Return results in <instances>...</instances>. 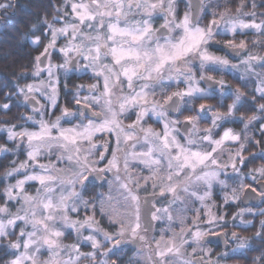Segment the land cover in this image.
<instances>
[{
  "label": "snow or ice",
  "instance_id": "snow-or-ice-1",
  "mask_svg": "<svg viewBox=\"0 0 264 264\" xmlns=\"http://www.w3.org/2000/svg\"><path fill=\"white\" fill-rule=\"evenodd\" d=\"M179 2L51 3L52 20L40 22L50 36H46L43 51L34 57L33 82L16 86V95L23 97L22 104L30 107L31 114L22 113V123L5 120L6 126H0L7 141L15 145H0V154L18 158L23 151L25 157L19 162L11 160L0 176L4 183L0 190V241H6L0 248L9 256L4 264H117L129 243L137 245L140 259L130 257L128 264H223L232 254L252 250V239L264 240V219L254 237L236 231L229 235L223 230L229 224L225 206L248 200L264 203V163L242 171L250 162L264 161V148L244 155L251 144L261 143L249 129L264 120V102H258L264 101V71H257L264 69V53L250 50L246 39L237 42V36L248 33L264 37V18L258 19L264 12L256 11L264 0H240L234 12L229 6L232 0H215L214 8L204 0L196 5L186 0L182 16L178 15ZM249 4L252 10L244 11ZM9 6L0 4V9ZM209 15L212 18L205 24ZM158 20L162 23L156 26ZM218 36L230 38L217 40ZM42 42L39 36L31 40L37 47ZM251 43L253 48H264V40L257 38ZM213 46H220L239 63L217 55L210 50ZM54 56L60 62H54ZM224 71L248 92L207 74ZM73 72H90L94 83L70 88ZM201 83L208 87L201 88ZM61 89L65 96L71 93V107L60 106ZM82 91L88 94L81 95ZM217 95L220 107L227 96L234 97L226 112L214 111L207 103L198 108L194 105L197 99ZM6 99L14 97L6 94ZM13 106L0 103V113L7 114ZM57 107L60 114L51 119ZM246 107L255 112L236 115ZM186 111L197 114L184 115ZM133 112L135 120L125 124L122 117ZM153 117L161 125L159 129L146 126L147 119ZM208 119L210 126L201 128L200 121ZM225 123L243 127L239 131L224 128L218 134ZM259 131L264 136V123ZM99 136L105 139L99 140ZM44 159L48 162H41ZM132 162L149 174L133 175ZM105 173L113 177L107 181V192L85 199L84 193L94 189L95 180L104 179ZM245 177L256 187L244 183ZM10 178L15 182H7ZM216 185L223 193L222 204L213 198ZM29 187H34V193ZM164 200L167 206L157 208L156 203ZM79 205L90 208L92 214L73 218L72 214L79 217ZM97 211L115 231L102 226ZM245 211L264 216V208L255 212L242 209L232 217L235 226H254L251 220L236 221ZM188 212L194 215L188 216ZM165 216L169 227L159 230V238H149L147 233L156 231L153 221ZM172 222L179 223V231L171 228ZM85 231L89 234L84 235ZM72 233L74 242L64 243ZM13 236L15 239H10ZM213 237L222 238L225 245L230 238L235 247L214 254L213 248L205 247ZM81 246L91 250L81 251ZM141 248L147 251L140 254ZM98 255L103 259L97 260ZM110 256L116 259H108ZM253 264H264V250L253 257Z\"/></svg>",
  "mask_w": 264,
  "mask_h": 264
},
{
  "label": "flooded vegetation",
  "instance_id": "flooded-vegetation-1",
  "mask_svg": "<svg viewBox=\"0 0 264 264\" xmlns=\"http://www.w3.org/2000/svg\"><path fill=\"white\" fill-rule=\"evenodd\" d=\"M16 1L17 0H0V4H8V2H13L14 3V6L16 5ZM62 2V0H59V1H56L55 4L59 5L60 3ZM258 2V0H257ZM193 3V2H192ZM204 3L206 4V1L204 0ZM211 4H213V8H214V3L213 2H210ZM259 3V2H258ZM194 4V3H193ZM196 5V3H195ZM186 7H187V3H186V0H180L179 4H178V15L182 16L183 15V12L186 10ZM212 9H210L211 11ZM247 11H250L249 9H247ZM256 11L259 13V8L257 7L256 8ZM234 12V11H233ZM12 13V11L8 8L6 9H0V36H3V32L6 30L7 28V25L9 23H12V18L9 17V14ZM53 10H52V14L51 15H41V16H38V17H34L31 22H33L31 24L30 22V25L25 29L23 27H21V25L18 26V33H21L22 31H24L25 33H23L22 35V41L20 42L21 45L25 44V45H29V48L30 50H27L29 52V54H31V59H30V62L28 65H26L25 68L21 73H27L29 75H27V77H22L21 76V73L16 77V81H14V87H13V97L14 99L13 100H10V102L14 105L12 108L16 109V121L14 123H22V121L19 119L20 115L23 113V114H31L30 113V107H25L23 106L22 104V100H23V97L22 96H18L16 95V86L17 85H24V84H28V83H32L33 82V79L30 75V73L32 72L33 70V64H34V57L39 55L40 52L43 51V48H44V44L47 43V39H46V36H50V33L47 32V29H46V26H44L43 24H41L40 22L47 18L49 21L52 20V16H53ZM212 17L209 15L207 17L204 18V23L207 24L208 20H210ZM259 18V17H258ZM162 23L161 20H158L156 22V26H159V24ZM57 27L60 26L59 23L56 24ZM250 34H253V33H250ZM41 37V40L43 41L38 47L37 46H33L31 44V40L34 39L35 37ZM230 37H216L217 40H222V39H229ZM256 36H253V38L251 36H237V42H239L240 39H246L249 43V49L251 50L253 48L252 46V43H251V39H255ZM59 43H63V41L61 40ZM211 51L215 52L217 55H221V56H227V58L229 59V61L231 63H239V60L237 59H234L231 55H228L226 52L222 51L221 50V47L220 46H213L211 49ZM247 53H244L240 56L239 59H243L244 58V55H246ZM53 61L54 62H60L59 58L54 56L53 57ZM81 63H83V61H81ZM208 75H212L214 76L217 80L219 79H224V81L228 84L229 81L230 82H233L232 80H230V78H233V75L230 74L229 72L227 71H224V72H210V73H207ZM90 72L88 74H78V73H75L73 72L71 74V80L69 82V87L72 88L75 84H91V83H94V81L90 78ZM197 75H199V73H197ZM180 88H183L184 85L181 84L179 86ZM200 87L201 88H207L208 85L206 83H201L200 84ZM217 87V86H216ZM216 87H213V88H216ZM172 91L176 90L175 88L171 89ZM88 93L86 91H82L81 92V95H87ZM70 96H71V93L69 92L67 96H65L64 94V90L61 89V99H60V102H61V106H64V105H68L69 107H71V104L69 103V99H70ZM4 97V99L6 98L5 95L0 94V98L2 99ZM233 101V98L231 95L227 96L225 99H224V105H228L230 103H232ZM43 103V101H41ZM200 103H207V104H211L213 105V110H219V111H222V112H226L227 111V107H220V104H219V96L217 95L216 98L214 99H208V100H202V99H197L194 101V105L196 108H198L199 104ZM59 110V107H57L55 109V112ZM242 108L237 112L239 115H242L243 112H242ZM197 113L195 111L193 112H185L184 115H196ZM211 114H209L210 116ZM244 115V114H243ZM5 119V118H4ZM4 119H2V123L1 125L2 126H6L4 124ZM122 119L124 120V123L125 124H129V123H132L134 120H135V114L134 112L129 114L128 116L126 117H122ZM179 119H183V116L179 117ZM155 118L153 117L152 119H147V123H146V126L147 125H151L153 128L155 129H159L161 127L160 124L158 123H155ZM264 121H260L257 125V128L256 130L258 131L259 130V127H260V124H262ZM211 124V121L210 119L208 120H201L200 121V127L201 128H204V127H209ZM230 124L232 123H225L223 128L219 129L218 130V134H221L224 130V128H229ZM234 125V124H233ZM238 125V124H237ZM67 126V125H65ZM243 125L242 124H239L237 126V129L236 130H240V128H242ZM262 135H259L258 137H261ZM99 140H103L105 139L104 136H99L98 137ZM262 144V141L260 143V145ZM230 147H232L230 145ZM259 146H256V145H252L248 148V150L246 152H255V151H258V148ZM264 147V145L262 146V148ZM250 149V151H249ZM139 150V149H137ZM99 151H103V148H100ZM245 152V153H246ZM244 153V155H245ZM106 163V161H105ZM261 163H264V161H261V160H256V161H253V162H250L247 167H244L242 168V171L243 172H247L248 169L250 168H253V167H256L258 166L259 164ZM58 166H63L61 164H58ZM100 167H103V164L100 165ZM132 172H133V175H136V174H140V175H148L149 172L147 169L143 168V166L139 165L138 163L136 162H132ZM229 174H231V170L229 169ZM112 175L110 173H105L104 174V179H98V180H95V188L88 191V192H85L84 193V198L87 199L91 196H95L96 193L98 192H107V189H108V184H107V181L109 180H112ZM226 177L222 174L221 175V179H225ZM143 182V181H141ZM230 185H232V181H228ZM262 183H264V181H261ZM244 183L246 184H252L253 187H256V184H253V182L251 181L250 178H247L245 177L244 178ZM234 186V185H232ZM90 188H91V185H90ZM230 190V189H229ZM148 191L151 192L152 189L149 185V188H148ZM257 191H259V188H257ZM142 196L144 195L143 192L140 193ZM222 195L223 193L220 191V187L219 185H216L213 189V198L217 201L218 204H222L223 201H222ZM167 206V202L166 200L164 201H161V202H158L156 203V207L157 208H163V207H166ZM196 207H199V204H196L195 205ZM79 208H80V213H79V217H77L75 214H72L73 215V218H80V219H83V217L85 215H91L92 214V210L89 208V209H85L83 207V205H79ZM260 208H264V203H261L259 200H254L253 201H249L248 204H245V202H237L235 204H230L228 206H225L223 208V211L227 214L226 215V219L229 221V224L226 226L225 229H223L224 231H227L230 235V233L232 231H236L238 232L241 236H244V237H254L255 236V233L259 230V221L261 219H264V216H260V215H252L250 213H248L247 211H245L244 215L243 216H237L236 217V221L239 222L240 220H245V221H249L251 220L253 222V225L254 226H250L248 227L247 229H245L244 227H237L235 226L231 221H232V217L234 214H236L237 212H240L242 209H252L254 212L257 211L258 209ZM176 212L174 211L173 212V215H175ZM188 216H192L194 215L193 212H188L187 213ZM96 218L98 220H101V224L102 226L108 230L109 232L114 229L113 228H110L108 222H107V219L105 217H101L100 214H99V211L96 212ZM190 222V221H189ZM153 224L156 228V231L153 232V231H149L147 233V235L149 236V238L155 236L156 238H159V235H160V229L161 228H164V229H167L169 227V221L167 220V217L165 216L164 219L162 220H158V221H153ZM171 228H173L174 230L176 231H179V223L178 222H172L171 223ZM165 235H171L170 232H166ZM75 240V233H72L71 235L67 236L66 240L64 241V243H73ZM210 243H208L207 245H205V247H211L214 249V254L215 253H219V252H222V251H225V250H228V249H231V248H234L235 247V243L229 238L228 239V243L227 245L224 244L223 242V239H217L215 237L213 238H210ZM251 245H252V250H248L246 252H238V253H235V254H232L230 256V258H228L225 262H223V264H253V257H256L260 254V251L261 250H264V240H261V239H252L251 240ZM109 245H106V247H108ZM84 248V251L87 252V251H90V247H86V246H82ZM147 251V249L145 248H141L139 250L140 254H143ZM125 252L126 254L122 257V259H120L118 261L119 264H122L123 262H127L129 261V258H134V259H140L137 258V245H134V244H131L129 243L127 245V248L125 249ZM188 252H191V247L188 248ZM102 257L101 256H97V259L100 260ZM109 259L111 260H115L116 257L115 256H110ZM81 264H89L88 261H82Z\"/></svg>",
  "mask_w": 264,
  "mask_h": 264
},
{
  "label": "trees",
  "instance_id": "trees-1",
  "mask_svg": "<svg viewBox=\"0 0 264 264\" xmlns=\"http://www.w3.org/2000/svg\"><path fill=\"white\" fill-rule=\"evenodd\" d=\"M59 0H17L16 5L14 6L13 2H8L9 9L12 13L9 14V17L12 18V23L7 25L6 30L3 32V36H0V94H12L13 95V87L14 81H16V77L27 67L31 59V54L27 50H30L29 45H21L22 35L25 33L22 31L18 33V26L21 25L23 28H27L30 25L31 20L34 17H38L41 15H51L52 7L51 3ZM240 0H232L233 5L230 6L234 11L236 8V4H239ZM259 2V0H258ZM250 11L252 10L251 4L248 5ZM259 12H264V5H259ZM264 17H259V19ZM33 22H31L32 24ZM2 34V33H1ZM0 34V35H1ZM255 36L254 34L248 33L246 37ZM257 38V37H256ZM258 39H262V37H258ZM252 40V39H251ZM250 40V41H251ZM250 43V42H249ZM254 49V48H252ZM259 50V48H255ZM236 81H239L236 79ZM240 82V81H239ZM239 82L237 84H239ZM246 89V88H244ZM248 91V89H246ZM252 94V93H249ZM264 102V101H258ZM0 103H10V100L4 99V97L0 98ZM248 111V112H247ZM247 113H254V108L246 109ZM16 109L12 108L10 112L7 114L0 113V125L2 123V119L10 121L14 123L16 121ZM6 134L0 132V145L7 144ZM11 147V146H10ZM3 156L0 159V176H2L3 172L10 166V156L5 154H0ZM4 187V183H0V190ZM0 203H3V199L0 198ZM6 241H2L0 244H4ZM9 259V256L5 254L4 250L0 248V264H4V262Z\"/></svg>",
  "mask_w": 264,
  "mask_h": 264
},
{
  "label": "rangeland",
  "instance_id": "rangeland-1",
  "mask_svg": "<svg viewBox=\"0 0 264 264\" xmlns=\"http://www.w3.org/2000/svg\"><path fill=\"white\" fill-rule=\"evenodd\" d=\"M206 1V4H209L210 2H213L214 4H215V0H205ZM233 5V3L231 4V5H229V6H232ZM238 4H236V6H237ZM247 9L248 8H245L244 9V11H247ZM233 10V9H232ZM234 11V10H233ZM259 19V18H258ZM258 38V37H257ZM257 38H255V39H257ZM264 37H262V39H263ZM253 40V39H252ZM252 40H251V42H252ZM251 50H253V51H260V52H262V53H264V48H259V50H256L255 48L254 49H251ZM257 71H264V69H260V68H257ZM230 80H232L233 82H230L229 81V83H228V85H231V87H233V88H237V87H240L243 91H245V92H248L246 89H244V87H243V85L239 82V81H236V79H234V78H230ZM239 82V84H237ZM251 95L252 94H249V99L251 98ZM232 98H234L233 96H232ZM59 104H60V106H61V102L59 101ZM224 107H227V104L226 105H224ZM223 107V108H224ZM243 110H242V112H243V114L244 115H252L253 113H247V112H245V110L246 109H249V107H246V108H242ZM60 114V111L59 110H57L56 112H55V109L54 110H52V114H51V119H55V116H58ZM236 115L237 116H239V114L238 113H236ZM4 118H6V117H4ZM47 118V117H46ZM262 121H264V120H262ZM264 123V122H263ZM256 124H258V123H256ZM254 125V126H252V127H250V129H249V131H250V133L252 134V136L254 137V139L255 140H259V141H262V144L261 145H259V147L258 148H262V146L264 145V136H261V137H258L259 135H261V133H260V131L258 130H256V128H257V125ZM239 125V124H238ZM237 124H230V126H229V128H233V129H237V126H238ZM0 126H2V125H0ZM260 128V127H259ZM238 131V130H237ZM6 134V133H5ZM6 139H7V137H6ZM8 142V141H7ZM9 143V144H8ZM7 144H8V146L7 147H9V148H14L15 147V145L13 144V143H11V142H8ZM253 145V144H252ZM255 145V144H254ZM11 146V147H10ZM251 146V145H250ZM249 146V147H250ZM257 146V145H256ZM264 148V147H263ZM249 151H250V149H249ZM252 153V151L251 152H246L245 153V155L247 156V155H250ZM6 155H8V156H10V161L11 160H13V159H17V162H19L20 160H23L25 157H24V154H23V151H21V154L19 155V157L17 158V157H14L13 155H11V154H6ZM53 161H55V157L53 156L52 158H51ZM41 162H43V163H47L48 161H47V159H44V160H42ZM17 178H19V177H17ZM7 182H11V183H14L15 182V180L14 179H9V181H7ZM28 191L30 192V193H34V187H29L28 188ZM15 209H13V211H14ZM190 223V222H189ZM110 228H113V227H111L110 226ZM30 230V229H29ZM16 231H17V233L19 232V228H17L16 229ZM112 231H115V228L114 229H112L110 232H112ZM84 235H88L89 233H88V231H85L84 233H83ZM100 237H98V239H99ZM10 239H12V240H14L15 239V236H13V237H10ZM66 240V239H65ZM64 240V241H65ZM2 241H0V243H1ZM87 247V246H86ZM81 251H84V248L81 246ZM140 256L139 255H137V258H139ZM101 259H103V257L101 258ZM109 259V258H108ZM98 260V259H97ZM111 260V259H110ZM117 264H119L118 262H117ZM122 264H128V261L127 262H123Z\"/></svg>",
  "mask_w": 264,
  "mask_h": 264
},
{
  "label": "water",
  "instance_id": "water-1",
  "mask_svg": "<svg viewBox=\"0 0 264 264\" xmlns=\"http://www.w3.org/2000/svg\"><path fill=\"white\" fill-rule=\"evenodd\" d=\"M192 2L194 3L193 5H195V3L196 4L198 3V0H192ZM213 87H216V85H213ZM249 201H253L254 202V200H248V201L245 202V204H248Z\"/></svg>",
  "mask_w": 264,
  "mask_h": 264
}]
</instances>
